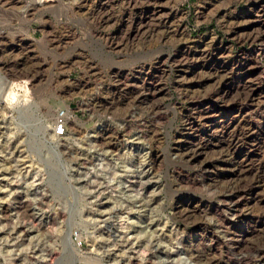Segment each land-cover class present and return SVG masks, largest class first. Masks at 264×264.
<instances>
[{
    "label": "rangeland",
    "instance_id": "1",
    "mask_svg": "<svg viewBox=\"0 0 264 264\" xmlns=\"http://www.w3.org/2000/svg\"><path fill=\"white\" fill-rule=\"evenodd\" d=\"M0 264H264V0H0Z\"/></svg>",
    "mask_w": 264,
    "mask_h": 264
},
{
    "label": "built area",
    "instance_id": "2",
    "mask_svg": "<svg viewBox=\"0 0 264 264\" xmlns=\"http://www.w3.org/2000/svg\"><path fill=\"white\" fill-rule=\"evenodd\" d=\"M66 134V123L63 119H59L55 125V135L57 137H62Z\"/></svg>",
    "mask_w": 264,
    "mask_h": 264
}]
</instances>
